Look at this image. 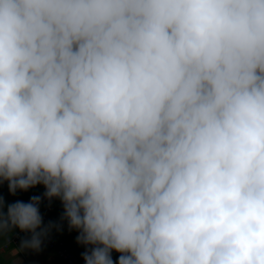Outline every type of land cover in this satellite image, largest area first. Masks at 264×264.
<instances>
[{
    "label": "clouds",
    "instance_id": "1",
    "mask_svg": "<svg viewBox=\"0 0 264 264\" xmlns=\"http://www.w3.org/2000/svg\"><path fill=\"white\" fill-rule=\"evenodd\" d=\"M3 182L63 206L0 197L15 257L264 264V0H0Z\"/></svg>",
    "mask_w": 264,
    "mask_h": 264
},
{
    "label": "crops",
    "instance_id": "2",
    "mask_svg": "<svg viewBox=\"0 0 264 264\" xmlns=\"http://www.w3.org/2000/svg\"><path fill=\"white\" fill-rule=\"evenodd\" d=\"M40 196V195H39ZM42 197V203L40 205L41 214L45 213L47 207H51L52 210L47 214V221L44 223L45 225L49 221L59 222L60 217L63 213V206L61 201L58 199L57 202L51 204L48 202L46 198ZM19 228H16L12 231H16ZM50 235L58 242L63 244L64 248L67 252H70L72 256L76 260L82 257L81 253L85 250L84 246L77 244L76 237L78 232L76 230L69 231L67 226V221L63 223V230L57 231L53 229ZM31 233L26 234L19 242L17 246H12L15 248H19L21 245V241L26 238H30ZM4 243V237L0 235V245ZM12 247L8 248L6 251L0 254V264H11V262L16 258L21 264H65V261L55 252V250H51L41 246L40 251H35L32 249H24L19 251L14 255V251Z\"/></svg>",
    "mask_w": 264,
    "mask_h": 264
},
{
    "label": "built area",
    "instance_id": "3",
    "mask_svg": "<svg viewBox=\"0 0 264 264\" xmlns=\"http://www.w3.org/2000/svg\"><path fill=\"white\" fill-rule=\"evenodd\" d=\"M51 210H52L51 207H47L45 213L42 214L44 223L47 221V214ZM26 234L29 233L22 232L20 229L14 231L10 236V240H9L10 245H6L5 243L0 245V254L12 246H17L20 240ZM41 246L51 250H55V252H57V254L65 261V264H77V260L74 258V256H72L70 252H67L63 244L56 241L51 235L43 239Z\"/></svg>",
    "mask_w": 264,
    "mask_h": 264
},
{
    "label": "trees",
    "instance_id": "4",
    "mask_svg": "<svg viewBox=\"0 0 264 264\" xmlns=\"http://www.w3.org/2000/svg\"><path fill=\"white\" fill-rule=\"evenodd\" d=\"M45 192L44 186L37 185L33 188H30L28 191H20L18 190L17 194L15 196L11 195L8 191L7 182L0 183V197H4L7 202L12 203L16 200H22L24 202H28L30 197L34 195H42ZM58 201V198H53V200L49 203L54 204ZM41 212V211H40ZM3 236V235H2ZM120 253H117L113 250V260L117 262L118 264V257L120 256ZM82 257H80L77 261H80Z\"/></svg>",
    "mask_w": 264,
    "mask_h": 264
},
{
    "label": "water",
    "instance_id": "5",
    "mask_svg": "<svg viewBox=\"0 0 264 264\" xmlns=\"http://www.w3.org/2000/svg\"><path fill=\"white\" fill-rule=\"evenodd\" d=\"M77 264H85V261H84L83 258H82L80 261H78Z\"/></svg>",
    "mask_w": 264,
    "mask_h": 264
}]
</instances>
